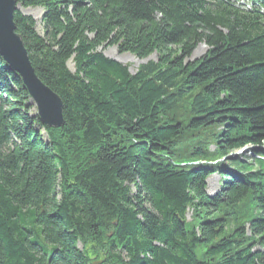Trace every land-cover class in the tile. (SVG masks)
I'll return each instance as SVG.
<instances>
[{"label": "trees", "instance_id": "trees-1", "mask_svg": "<svg viewBox=\"0 0 264 264\" xmlns=\"http://www.w3.org/2000/svg\"><path fill=\"white\" fill-rule=\"evenodd\" d=\"M236 1L16 0L63 125L0 56V264H264V0Z\"/></svg>", "mask_w": 264, "mask_h": 264}, {"label": "water", "instance_id": "water-1", "mask_svg": "<svg viewBox=\"0 0 264 264\" xmlns=\"http://www.w3.org/2000/svg\"><path fill=\"white\" fill-rule=\"evenodd\" d=\"M16 9V0H0V56L21 78L40 122L46 127H61V99L35 74L23 40L15 32L13 13Z\"/></svg>", "mask_w": 264, "mask_h": 264}, {"label": "rangeland", "instance_id": "rangeland-1", "mask_svg": "<svg viewBox=\"0 0 264 264\" xmlns=\"http://www.w3.org/2000/svg\"><path fill=\"white\" fill-rule=\"evenodd\" d=\"M17 9L22 14L31 16L36 22V30L42 34V15L44 12L43 9L40 7H27V8H25L19 4H17ZM206 50H207V47L204 44L197 45L196 48L194 49V51L192 52L191 56H190V60L202 56L206 52ZM103 53L106 56H108L112 59H115L124 65H127L130 73H134L136 71V69L141 64L145 63L146 61L156 59L155 54H152L147 58L140 59V58H137L130 53H126V52L120 53L117 51L116 46H109V47L104 48ZM68 66L72 70V63L71 62L68 63ZM30 103H31V99H30ZM30 114L31 115L36 114V110H35V107L33 104H32V108L30 110ZM251 150H252V147L250 145H247L243 148H240V149L233 151L229 155H236V156H242V158H247V157H250L252 155ZM219 185H220L219 175L218 174L211 175L207 180V193L211 194V195L214 194L219 189ZM186 217H187V220H189L190 212L187 213Z\"/></svg>", "mask_w": 264, "mask_h": 264}]
</instances>
